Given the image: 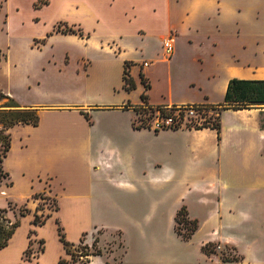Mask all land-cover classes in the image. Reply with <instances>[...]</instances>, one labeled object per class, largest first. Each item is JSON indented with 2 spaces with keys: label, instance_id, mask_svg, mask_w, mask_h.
Segmentation results:
<instances>
[{
  "label": "crops",
  "instance_id": "crops-1",
  "mask_svg": "<svg viewBox=\"0 0 264 264\" xmlns=\"http://www.w3.org/2000/svg\"><path fill=\"white\" fill-rule=\"evenodd\" d=\"M160 4L158 0H113L110 3L108 22L113 29L114 43L108 44L107 48L113 53L119 52L115 55L120 56L117 70L120 79L111 84V88L120 86L124 91L119 102L23 104L39 107L40 121L36 125L18 123L10 128L12 144L3 167L13 183L9 185L7 179L0 180V206H6L17 196L19 189L22 190L21 199L27 198L31 207L37 204L34 193L53 194L59 208L52 210V216H59L65 224L71 220L79 225L77 237H71L79 241L83 230L96 222L93 211L98 163L117 152L111 136L101 140V130L87 119L82 109L88 111L86 108L96 107L91 105L131 109L129 104L135 107L147 103L217 104L223 101L231 77L264 78V0H186L184 4L179 0H165V4L161 1ZM256 5L261 7L262 19L259 20L250 18L249 10ZM159 6H164V11L157 10ZM89 9L95 13L94 7ZM202 11L213 13L216 27L221 32L230 27L248 33L263 32L261 39L256 41L255 37L253 40L249 37L247 43L240 45L213 43L211 54L218 56L222 77L208 69L201 52L191 51L196 47L195 39L200 33ZM169 33L174 34L175 41L171 57H167L164 50L161 54L159 48L153 50L149 38H156L163 48ZM134 53H141L142 57ZM189 54L193 55L194 62L183 67L182 60ZM126 60L130 62L129 71L136 82L131 90L123 87ZM162 62L169 64V68L161 69ZM140 72L150 82L149 88L145 87ZM210 76L222 79L219 94L206 85L205 79ZM136 89L138 97L132 99L131 93ZM144 91L148 93L147 101L142 96L139 98V93L142 95ZM227 114L232 118L228 119ZM263 115L264 106L223 109L221 137L210 126L155 131L156 135L171 132L186 136L182 143L167 145L170 153L184 160L183 166L165 165L163 173L153 175L158 186L177 179V189L181 190V199L170 212L173 234L141 237L136 251L127 250L123 241L121 246L115 243L121 251H111L112 260L106 253L93 254L88 264H110V261H121V264H264ZM109 126L107 130L112 136L122 131L138 135L139 131L147 129L136 127L132 121L123 126ZM190 194H196L198 202H191ZM211 194L215 197L209 198ZM62 196L68 198L64 213L61 212ZM182 205H186L188 217L198 221V228L188 239L175 230V217ZM27 218L30 228L36 229L33 243H38L44 235L45 223L32 224L31 214L23 217L24 220ZM21 228L22 224L9 244L0 250V264H60L63 246L54 253L45 244L44 250L25 257V249L31 242L26 232L23 240L18 237ZM208 242L229 246L242 258L224 261L220 253H207L203 249Z\"/></svg>",
  "mask_w": 264,
  "mask_h": 264
},
{
  "label": "rangeland",
  "instance_id": "rangeland-1",
  "mask_svg": "<svg viewBox=\"0 0 264 264\" xmlns=\"http://www.w3.org/2000/svg\"><path fill=\"white\" fill-rule=\"evenodd\" d=\"M160 1L162 5L165 4V0ZM160 1L158 0L159 5ZM185 1L179 0V3L184 4ZM111 2L113 0H0V92L13 95L22 105L119 102L124 91L120 86L111 88V84L119 82L120 79L117 72L120 56L115 55L119 52L113 53L107 48L108 44L114 43L113 29L108 22ZM38 4H41V7H36ZM256 6L249 10L250 18L259 20L262 19L261 7ZM91 7L95 8V13L89 9ZM163 9L164 6L157 7L159 11ZM206 12L200 13L201 29L195 39L196 47L191 51L201 52L208 69L214 70L222 77L223 71L217 62L218 56L211 54L213 43L219 41L226 45H240L243 42L247 43L249 37L251 40L255 37L256 41L261 39L263 32L248 33L234 27L221 32L216 27L213 13ZM71 25L76 28L82 27L84 35L59 31ZM149 38L153 50L159 48L163 54L164 49L159 41L153 36ZM135 55L142 57L141 53ZM191 61L194 62L193 55H186L181 65L183 67L192 65ZM168 68L169 64L162 62L161 69ZM221 80L210 76L205 79V83L215 94H219ZM137 97L136 89L132 91L131 98ZM6 102L8 98L2 97L0 104ZM91 106L96 107L86 108L89 109L91 116L89 121L96 124L99 131L101 130V140L105 139L104 136L108 138L111 136L117 152L106 156L98 163L93 211L96 222L90 228L84 229L82 234L86 232L85 241L90 244L97 237L94 247L101 248L102 253H106L112 260L111 251L114 249L121 251V247H117L116 244L119 243L118 246H121L122 241L127 250L136 251L139 249L141 237L173 234L170 212L179 203L181 190L177 189L175 182L177 179L164 185L159 183L158 186L153 175L163 173L165 165L183 166L184 160L170 153L167 145L182 143L186 136L171 132L156 135L155 131L158 130L152 127L151 120L161 111L158 108L135 107L133 104L128 105L131 109L112 108L109 105ZM218 111L216 105L197 108L195 114L188 111V108L183 112L179 108L167 110L168 113H177L174 121L177 128L201 123L206 117L211 119L210 116L217 115ZM167 112L161 111L160 114L164 115ZM70 117L75 119L73 115ZM226 117L231 119L232 115L227 114ZM141 119H144V124H137ZM131 121L147 129L139 131L138 135L122 131L114 136L107 130L109 125L123 126L130 124ZM21 191L19 189V195H15L11 200L17 202L18 207L25 204L29 207L30 211L25 216L31 214L34 217L35 211L45 215L52 212L57 204V197L45 193L35 200L36 208L35 205L31 207L27 198L21 199ZM208 197L214 198L215 195L211 194ZM196 198V194L189 196L191 202H198ZM60 199L63 206L61 212L64 213L68 198L62 196ZM57 219L64 227L67 238L76 241L71 237H77L80 226L71 220L65 224L59 216L51 215L44 224V235L41 237L45 239V243L40 239L38 243H33L34 233L30 236L31 244L28 246L30 257L40 252L45 244L51 252L60 251L63 243L58 234ZM21 224L18 237L23 240L25 232L28 235L30 229L34 227L30 228L28 218ZM183 224L182 222L180 227L185 231L186 227ZM217 244L221 247H216ZM209 247L213 249L212 252L220 253L222 258L237 254L231 247L222 243H210ZM25 257H28L27 254Z\"/></svg>",
  "mask_w": 264,
  "mask_h": 264
},
{
  "label": "trees",
  "instance_id": "trees-1",
  "mask_svg": "<svg viewBox=\"0 0 264 264\" xmlns=\"http://www.w3.org/2000/svg\"><path fill=\"white\" fill-rule=\"evenodd\" d=\"M41 5V4H40ZM39 4L36 7L40 6ZM41 7V6H40ZM59 31L64 33H77L80 35H84V31L82 27H74L68 26L66 28H61ZM130 62L128 60L125 61L124 64V74H123V87L127 90H131L136 86V82L129 71ZM142 81L146 88L150 87V82L146 80V77L142 72H140ZM142 98L144 101H147L148 93L143 92ZM2 97H7L8 102L4 104H0V180L7 179V183L11 185L13 180L10 178V174L3 167V160L5 156L8 154V151L11 148L12 144V135L10 128L18 123H31L38 124L40 121V113L39 107L37 106H28L22 105L19 101L11 94L0 92V100ZM260 103H264V78H246V77H231L228 81L227 88L225 91L224 99L222 102L217 104H204V103H186V104H173L171 106L167 104H158L152 105L147 103L145 107L158 108L163 112H167L168 108H179L181 112L184 109L189 108L190 106H194L196 108H201L203 106H218L219 111L217 115H211V119L206 117L204 121L201 123H196L193 126L195 128H202L206 126L213 127L217 130L218 137H221V112L226 108H247L254 107ZM145 105V104H144ZM139 105V106H144ZM81 112L90 120L91 116L88 111L81 110ZM168 113V112H167ZM213 117V119H212ZM136 127L141 128L137 124H134ZM264 126V121H263ZM178 126L175 125L174 128ZM46 191H40L33 194V197L44 196ZM57 200V198H56ZM59 208L58 200L55 205L54 210ZM30 211L29 207L25 205H20L18 207V203L9 200L8 205L0 206V250L9 244V241L17 228L20 226L22 222L23 216H25ZM52 215V212H48L47 214H42L41 212L35 211L32 222L34 224H44L47 219ZM176 223L175 230L181 235L184 239H188L193 232L198 228V221L196 219H190L187 215V207L186 205H182L176 214ZM59 220L57 219V222ZM184 223V227L186 230L183 231L180 227L181 223ZM36 232L35 228H31L29 231V236H32L33 233ZM58 234L60 240L62 241L64 253L59 258L60 264H88L90 261V257L93 254L102 253L101 248H96L95 241L97 237L94 239L93 243L85 241L86 232L82 234L79 241H73L67 238L66 232L64 231V227L58 222ZM41 242L45 243L44 238H40ZM210 243H206L203 246V249L210 253L213 251L212 248L209 247ZM93 246V248H92ZM28 248L25 249V254L28 257ZM43 247L41 250H44ZM69 255V256H68ZM242 255L234 254L232 257L225 256L222 259L224 261H233L240 260ZM110 264H121V261L114 262L110 261Z\"/></svg>",
  "mask_w": 264,
  "mask_h": 264
},
{
  "label": "built area",
  "instance_id": "built-area-1",
  "mask_svg": "<svg viewBox=\"0 0 264 264\" xmlns=\"http://www.w3.org/2000/svg\"><path fill=\"white\" fill-rule=\"evenodd\" d=\"M163 48H164V54L167 56V57H171L173 54H174V51H175V41H174V34L173 33H169L164 41H163ZM147 63V61L145 62ZM188 111H190L192 114H195L197 113V108L194 107V106H190L188 108ZM161 111H159V113L157 114L156 117H154L152 120H151V123H152V127L155 129V130H160V129H163L165 127H170L171 125H177L175 124V118H176V114L177 113H165L164 115L163 114H160ZM162 115V116H161ZM144 119H141L140 123H139V120H138V123L137 124H144ZM216 247L220 248L221 245L220 244H217Z\"/></svg>",
  "mask_w": 264,
  "mask_h": 264
}]
</instances>
